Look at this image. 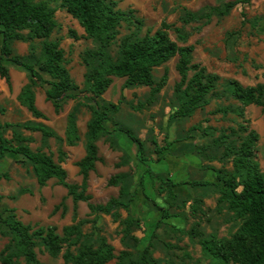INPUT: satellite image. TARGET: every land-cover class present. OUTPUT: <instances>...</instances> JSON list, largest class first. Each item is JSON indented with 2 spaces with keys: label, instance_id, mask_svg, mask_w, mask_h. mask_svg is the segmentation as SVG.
<instances>
[{
  "label": "trees",
  "instance_id": "1",
  "mask_svg": "<svg viewBox=\"0 0 264 264\" xmlns=\"http://www.w3.org/2000/svg\"><path fill=\"white\" fill-rule=\"evenodd\" d=\"M59 7L75 18L85 31L86 38L96 42V47L87 49L83 60L86 64L85 87L81 89L73 79L69 68L65 49L59 39H50L59 27L56 17L57 8L50 0H0V77L5 79L12 88L10 67L7 63L17 65L27 71L28 81L18 95V101L28 109L35 118L47 119V115L38 107L36 91L38 87L45 89L47 100L53 103L56 113L64 109L65 104L73 100L75 105L68 112L64 135H60L51 126L42 122H1L0 121V159L7 154L26 159L40 186H46L51 179L67 189V194L73 199L74 213L71 224L64 225L62 231L53 224L26 223L18 215L16 207H0V237L7 241L0 246L1 264H47L40 260L38 251L45 252L52 258L61 257L64 264H159L153 255L152 238L148 244L137 251L130 250L129 240L134 241L135 248L140 238L135 235L140 227V219L133 213V201L138 193L159 207L162 212L158 223L172 217L184 216L182 210L187 206L193 217L206 215L203 207L204 199L195 197L189 199L181 194V185L188 183L197 187L215 186L218 193L216 211L224 210L231 214L230 221H238L239 225L230 236H219L217 233H206L199 230V222L193 223L189 230L175 229L191 238H198L203 253L210 259L209 264H264V170L257 159L259 133L250 127L246 116V108L250 105L262 107L264 111V83L244 85L238 79L227 80L226 89H219L221 76L211 72L201 62L194 61L193 44L186 43L188 35L183 27L163 20L155 31L148 28L142 35L144 21L137 16L134 8L126 10L119 8L117 0H58ZM251 0H232L222 5L205 6L199 11L185 9L181 20L183 23L205 20L209 23L213 16L228 15L239 3H249ZM130 32L119 37L123 25ZM176 32L178 40L172 38L170 31ZM71 37L79 38L78 33L70 29ZM22 41L30 43V51L17 53L12 45ZM35 41H41V49H35ZM117 46L114 51L113 46ZM177 56L176 70L180 76L174 84L175 104L170 114L171 121L193 117L199 110L210 105L213 98L221 99L227 92L237 103L221 104L214 113L234 114L241 118L237 127L224 128L213 139V146L221 150L220 160L229 161L232 168L210 166L215 172L216 181L193 180L176 181L169 174L156 173L151 168V158L144 155L143 141L134 131L118 126L110 129L108 122L120 110L124 99L123 90L146 86L150 88L149 95L140 106L151 105L168 84V69L156 78L155 69L168 63ZM115 78H125L122 84L121 98L118 103L104 102L102 96L108 91ZM85 94V95H84ZM228 96V95H227ZM82 107L91 111V117L86 123L84 134L85 154L76 163L79 167L81 182H70L68 172L63 166L67 152L63 144L77 145L81 141L79 115ZM4 108L0 107V113ZM208 121V120H206ZM12 131V137L6 135ZM212 126H203L202 122L190 127L186 138H192L194 131L204 135H212ZM24 130L40 132L43 146L33 149L31 143L34 137L26 135ZM120 131L128 139L138 145L137 151L143 155L146 168L140 176L139 184L132 189L127 184L129 174L118 172L112 175L108 184L119 187V193L111 196L104 203L92 202L89 193V180L92 171L96 170L101 160L98 142L105 138L112 147L118 146L115 132ZM54 138L60 142L58 157L53 151L44 150L48 141ZM155 153L162 156L172 142L165 146L155 141ZM207 146L199 148V153L206 156ZM127 158H122L117 167L127 165ZM209 158H218L209 156ZM8 178L7 173L0 174ZM138 186L140 190L138 189ZM151 188L161 196L164 205L157 203L156 198L148 193ZM29 192L20 188L16 194L0 193V203L5 198L17 199ZM79 202H86L89 215L93 218L77 217ZM63 208L67 210L64 200L55 205L52 213ZM121 210L128 215L122 219ZM100 214L111 215L114 221L123 226L121 241L126 247L119 254L115 246L102 234L86 231L91 224L96 229ZM93 234L97 240L92 241Z\"/></svg>",
  "mask_w": 264,
  "mask_h": 264
},
{
  "label": "rangeland",
  "instance_id": "2",
  "mask_svg": "<svg viewBox=\"0 0 264 264\" xmlns=\"http://www.w3.org/2000/svg\"><path fill=\"white\" fill-rule=\"evenodd\" d=\"M51 4L57 8L56 17L59 21V27L52 34L50 39H59L61 46L65 49L67 67L70 73L81 89L85 87L86 64L83 60L84 53L87 49L96 47V42L91 38H86L84 29L79 22L68 14L64 9L59 7L58 0H50ZM119 8L126 10L130 7L136 10L138 17L144 21L141 34L143 35L148 28L155 31L159 28L161 22L166 20L169 23L183 27L184 32L188 35L186 43L179 41L180 44H193L195 50L193 53L194 61L201 62L209 71L221 76L220 90L226 89L227 80L230 78L238 79L244 85H255L259 82L264 83V0H251L249 3H239L228 15L213 16L209 23L205 20L192 21L183 23L185 9L199 11L205 6L222 5L224 2L232 0H117ZM75 30L79 38L71 37L69 30ZM130 30L127 25L121 28L119 37ZM172 38L177 39L175 31L171 30ZM1 40V37H0ZM35 49L39 52L41 41L33 42ZM1 45V44H0ZM17 53L27 54L30 51V43L15 42L12 45ZM114 51L117 46H113ZM9 63V62H8ZM7 65L12 69V78L15 84L17 81L24 82V73L19 68L10 63ZM177 56L172 58L168 63L155 69L156 78H160L165 68L168 69V84L157 96L156 101L151 105L140 106V102H145L150 88L146 86L128 88L123 90L124 99L121 101L120 110L112 116L108 127L110 129L120 126L134 133L143 141L145 153L151 158L152 169L156 173L169 174L176 181H193V180H210L216 181L215 172L209 167H222L225 165L232 168L229 161L220 160L221 150L214 148L213 139L217 137L222 129L237 127L242 121L241 118L234 114L214 113V110L221 104L237 103L229 96V92L221 99L213 98L210 105L203 110H199L193 117L182 120L171 121L170 114L175 104L174 84L180 76L176 70ZM125 78H115L108 91L102 96L104 102L118 103L121 98L122 84ZM43 88L38 91L43 92ZM85 95V94H84ZM228 95V96H227ZM0 107L4 112L0 113V121L5 122H23L31 118L30 113L25 107H22L16 99V92L8 88L4 79L0 78ZM42 110L48 112L49 125H51L60 135H64L66 124V115L75 105V101H68L60 114L52 111L51 104L47 101L40 103ZM246 116L250 120V127L255 129L260 140L257 145V159L264 170V111L262 107L250 105L246 108ZM91 117V111L87 107H82L79 115V124L82 134L86 129V123ZM208 120V121H206ZM198 122L203 126H212V135H204L194 131L192 138H186L190 127ZM115 123L117 125H115ZM31 132V131H30ZM34 137L31 143L33 149L43 146L42 136L40 133H30ZM12 137V131L9 129L6 133ZM127 143L126 134L116 135ZM121 141V140H120ZM120 141L118 142L120 144ZM165 146L167 142H172L165 154L160 156L155 153L156 145ZM130 142L132 152L120 144V147H112L110 142L105 138L100 142V157L96 170L91 173L90 189L92 201L104 203L111 196L119 193V187L110 186L109 178L118 173L126 172L129 174L127 184L132 185L135 189L139 184V179L146 168L143 155L137 151L138 145ZM60 142L56 139L48 141V149L53 151L57 159L58 147ZM66 144H63V147ZM85 142L78 143L75 147H66L68 157L65 166L68 170V180L71 182H81V175L77 166L78 160L84 154ZM207 146L206 156L200 154L199 148ZM131 149V148H130ZM129 149V150H130ZM127 165L117 167V163L122 158H127ZM218 157V158H209ZM150 163V164H151ZM8 174V178H0V193L4 195L16 194L20 188L29 190L26 194L18 196L17 199L5 198L0 203V207H16L19 217L26 223H39L42 225L53 224L61 232L62 227L71 224L73 220L74 202L67 195V190L58 185L56 180L50 181L48 186H40L33 173L32 167L26 159L8 154L0 159V174ZM138 189L140 190L139 186ZM150 196L155 197L159 205L163 206L164 202L161 196L156 194L151 188H147ZM181 194L189 199V203L195 197L204 199V208L206 215L193 217L191 209L182 210L184 216L172 217L158 223L162 212L158 206L153 204L145 196L137 200L134 215L140 219V227L134 232L140 238L138 246L135 248L134 241L129 240L130 250L137 251L143 249L152 238L153 255L159 264H209L210 259L203 253L198 238H191L189 235L178 231L173 227L189 230L193 223L199 222V230L206 233H217L219 236H230L239 225V222L231 220V214L224 210L222 213L216 211L218 193L215 186L197 187L188 183L181 185ZM64 200L67 210L63 212L60 208L55 214L52 213L56 204ZM122 219L126 218L128 213L121 210ZM78 218H93L89 215L87 203L79 202L77 208ZM97 228L91 227V224L85 227V230L92 233L102 234L115 246L116 253L126 247L121 241L123 226L119 221H114L111 215L100 214ZM97 234H93L92 241L97 240ZM7 241L6 238L0 237V246ZM41 261L47 264H64L61 257L52 258L45 252L38 251ZM1 264V263H0Z\"/></svg>",
  "mask_w": 264,
  "mask_h": 264
},
{
  "label": "crops",
  "instance_id": "3",
  "mask_svg": "<svg viewBox=\"0 0 264 264\" xmlns=\"http://www.w3.org/2000/svg\"><path fill=\"white\" fill-rule=\"evenodd\" d=\"M0 37H1V40H0V44L2 43V36L0 35ZM18 42H22V41H18ZM17 42V43H18ZM22 43H25V42H22ZM20 54H22L23 55V53H20ZM9 64V63H8ZM11 65H14V64H12V63H10ZM14 66H16V65H14ZM19 68V70L21 71V72H23L24 73V76H25V80H24V82H22V83H20L21 82V80L20 81H17V84H15L14 83V81H13V78H12V69H10V74H11V82H12V88H10L9 87V85H8V88L10 89V90H14L15 92H16V99H17V101H18V95H19V93L21 92V89H22V87L25 85V83L28 81V75H27V71H25L24 69H22V68H20V67H18ZM1 78V77H0ZM1 79H3V78H1ZM5 80V79H4ZM6 81V80H5ZM7 83V82H6ZM8 84V83H7ZM38 88H42V87H38ZM38 88H37V91H36V102H37V105H38V107L42 110V108H41V105H40V103H43V102H45V101H47V102H49L50 104H51V107H52V111L55 113V114H60L61 112H63V110L62 111H60L59 113H56L55 112V109H54V106H53V103L51 102V101H49V100H47V98H46V94H45V89L43 90V92L41 91H38ZM0 102H1V99H0ZM19 102V101H18ZM19 104L21 105V103L19 102ZM22 107H24L23 105H21ZM26 108V107H25ZM27 109V108H26ZM27 111H28V109H27ZM46 115H47V119H43V118H35L29 111V113H30V115H31V118L30 119H27L28 121H32V122H35V123H38V122H42V123H45V124H47V125H49V123H47L48 121H49V118H48V112H46L45 110H42ZM67 114H68V112H67ZM66 118H67V115H66ZM23 122H26V121H23ZM22 123V122H21ZM78 123H80V122H78ZM49 126H51V125H49ZM52 127V126H51ZM65 127H66V124H65ZM53 128V127H52ZM79 128H80V124H79ZM110 128V127H109ZM54 129V128H53ZM24 131H26V132H28L29 130H24ZM57 131V130H56ZM85 131H86V129H85ZM85 131H84V133L82 134V132H81V130H80V132H81V141L80 142H82V139H84V134H85ZM30 132V131H29ZM32 132V131H31ZM30 132V133H31ZM64 132H65V128H64ZM64 132H63V134H64ZM32 133H40V132H32ZM26 135H27V133H25ZM115 134L116 135H118V134H122V132H120V131H116L115 132ZM29 135V134H28ZM40 135H41V133H40ZM127 139H128V137H126ZM50 139H54V138H50ZM49 139V140H50ZM121 140V141H120ZM119 141H120V144L121 145H123L124 147H126V149L129 151V152H132V147L135 145H132L130 142H128V141H130L129 139L127 140V143H125V142H123L122 141V139L121 138H119ZM118 141V142H119ZM79 142V143H80ZM100 142H101V140H99V142H98V145H99V155H100ZM119 144V143H118ZM120 144L118 145L119 147H120ZM66 147H75V146H77V145H74V146H70V145H65ZM66 147H63L64 148V150L67 152V157H68V149H66ZM131 148V149H130ZM130 149V150H129ZM44 150H46V149H44ZM46 151H48V149L46 150ZM84 154H85V146H84ZM84 154L82 155V157L84 156ZM8 155V154H7ZM81 157V158H82ZM80 158V159H81ZM79 159V160H80ZM78 160V161H79ZM65 161H66V159H65ZM65 161L63 162V166L66 168V166H65ZM100 162V161H99ZM98 164V163H97ZM97 167V166H96ZM151 167H152V163H151ZM153 168V167H152ZM78 169H79V167H78ZM66 170H67V168H66ZM67 172H68V170H67ZM92 172H94V171H92ZM91 172V173H92ZM68 177H69V173H68ZM90 177H91V174H90ZM51 180H53V179H51ZM50 180V181H51ZM50 181L48 182V184L50 183ZM71 182V181H70ZM89 182H90V180H89ZM48 184L46 185V186H48ZM59 185V184H58ZM45 186V187H46ZM61 186V185H60ZM63 187V186H62ZM66 189V188H65ZM89 189H90V187H89ZM67 190V189H66ZM90 193V192H89ZM68 195V194H67ZM144 197V195H143V193H138L137 195H136V197H135V200L133 201V209H135V205H136V203H137V200H139V198L140 197ZM70 197V196H69ZM73 200V199H72ZM93 202V201H92ZM86 203V202H85ZM94 203H96V202H94ZM59 204V203H58ZM57 205V204H56ZM55 207V206H54ZM54 209V208H53ZM89 209V208H88ZM72 223V222H71Z\"/></svg>",
  "mask_w": 264,
  "mask_h": 264
}]
</instances>
